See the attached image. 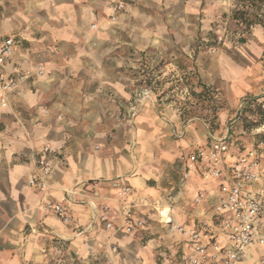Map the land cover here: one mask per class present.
Wrapping results in <instances>:
<instances>
[{
  "label": "clouds",
  "instance_id": "obj_1",
  "mask_svg": "<svg viewBox=\"0 0 264 264\" xmlns=\"http://www.w3.org/2000/svg\"><path fill=\"white\" fill-rule=\"evenodd\" d=\"M0 264H264V0H0Z\"/></svg>",
  "mask_w": 264,
  "mask_h": 264
}]
</instances>
